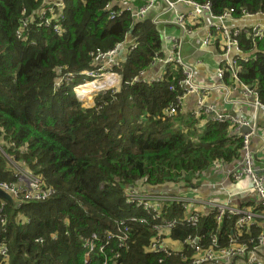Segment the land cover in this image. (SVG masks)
<instances>
[{
	"label": "trees",
	"instance_id": "trees-1",
	"mask_svg": "<svg viewBox=\"0 0 264 264\" xmlns=\"http://www.w3.org/2000/svg\"><path fill=\"white\" fill-rule=\"evenodd\" d=\"M44 1L0 0V181L15 180L19 165L54 189L44 200L0 198L4 218L0 245L8 253L7 258L0 254V264H188L208 249L218 252L227 247L231 237L236 243L254 239L263 229L260 217L255 226L238 229L236 215L226 213L217 220L205 208L192 226L181 223L185 208L179 202H165L163 215L178 219L167 237L182 248L169 249L168 255L149 252L155 233L148 224L154 221L127 203L125 192L168 193L165 188L181 186L196 190L214 162L227 165L239 159L242 137L229 120L164 113L182 92L178 81L184 76L178 65H171L160 81L127 83L145 71L156 54L161 55L159 27L133 15L147 1L63 0L66 19L60 33L30 22L17 37L21 10L25 8L31 17ZM116 1L125 6L112 5L120 13L110 18L105 4ZM193 1H209L215 15L230 8L234 18L241 16V10L264 13V0ZM127 37L136 46L113 68L122 79L119 91H102L94 105L85 108L72 90L82 76L53 88L58 66L75 72L92 68L91 52L110 50ZM238 40L241 51L249 55L240 61L238 78L254 87L264 104V35L242 33ZM223 82L234 84L229 70ZM239 208L264 210L260 203L253 209ZM131 216L144 217L148 224H130L128 248L117 257L94 248L91 261L85 263L84 243ZM188 236L199 250L183 243Z\"/></svg>",
	"mask_w": 264,
	"mask_h": 264
},
{
	"label": "built area",
	"instance_id": "built-area-1",
	"mask_svg": "<svg viewBox=\"0 0 264 264\" xmlns=\"http://www.w3.org/2000/svg\"><path fill=\"white\" fill-rule=\"evenodd\" d=\"M149 2L152 3L153 0H150ZM164 2L169 8H173L175 4H183L193 8L189 14L179 15L177 17L176 22L182 29H185V20L193 19L200 13H206L213 20L211 23V28L221 34V39L223 40L224 56L226 57V55H230L232 52H235V55L229 57L228 60L225 59V61L218 67L217 78L219 79L220 83L223 84L224 73L229 70L230 78L236 84V87L242 90L244 96L250 98L249 102L253 105L255 112L264 113V104L258 100L255 88L241 82L237 75L241 69L240 61H247L249 59V55L241 51L238 37L242 33L253 35L254 37L258 38L263 37L264 23H255L243 29L231 30L225 26L224 21L229 18H233V8L225 10L220 15H215L212 13L211 4L209 1L201 4L193 0H164ZM43 4L44 5L41 6L36 14L32 15L31 17L26 14L25 8L21 10V14L23 16L19 19V27L15 31L17 37L21 38L30 22L34 23L37 27H47L55 33H60L62 23L66 19L65 1H48ZM111 6V3L105 4V8L109 10L110 18H114L120 13V10L112 9ZM148 7L149 4L141 6L134 12V16H136L137 19L143 18ZM257 14H262L264 16V13ZM257 14H252L245 10H241V16L237 18L250 20V18ZM211 35V33L208 34V36L203 40V44H208L209 37ZM118 45L107 51H101L100 49L96 48L94 52H91V60L93 63L92 68H85L79 72H75L72 70H67L66 67H63L62 65L58 66L57 76L54 79L53 88L58 89L63 84L74 82L76 76H82V80L72 87V90L74 89L73 93L80 103L89 100L90 94L96 91V89L90 92L84 91L83 86L93 84L94 82H104L107 79V83L104 82L103 85L97 86V89L104 86H108V88L101 89L98 91V93L107 90H112L113 92L119 91L122 79L120 75L117 74L113 69L114 66H118L120 62V60L116 59V56L119 53L117 48ZM135 46L136 42L132 40V44L130 43L128 50L135 48ZM179 49V43L175 41L171 52L167 56H163V52H160L161 55H155L151 65L156 63L162 65V73L160 77H157L155 80H147L143 77L144 71H141L139 75L133 76L131 81H127V83L134 81L157 82L163 78L164 74H166V70L171 65L174 67L175 65L180 66L184 78L179 80L178 83L181 86L182 92L181 94L177 95L174 102L170 103L165 108L164 113L169 117L173 116L176 112H180L184 115L189 114L192 117L204 115L219 122L225 120L231 121L236 134L242 137V157L238 168L227 171L226 177L231 179L233 182L248 178L251 183V189L256 194L259 203L264 206V171L258 172L255 169L252 152L250 151V136L257 134L255 126L256 123L254 121L249 122L243 117L233 116L227 110L216 111L214 106L206 101L208 91L211 89V87H204L201 89L192 82L193 71L191 67L186 65L183 61ZM118 82L120 85L115 87V84ZM222 84H220V86L225 87ZM170 88L173 87L171 86ZM191 92H197L198 98L193 109H191L189 112H185L183 110V99L187 93ZM93 105L94 102L92 101V106ZM244 125L251 126V131L245 134L238 133L239 128ZM211 168L214 170H219L222 168V163L214 162ZM26 175H28L31 179L30 184L28 179L25 177ZM15 178L16 179L11 182L0 181V188L7 192L14 201L22 202L44 200L54 192L53 188L44 186L43 182H41L39 178L35 177L32 171L25 170L23 167H16ZM125 197L127 203L133 204L145 211V213L149 215L150 219L154 221V223L148 224L146 218L137 216H131L126 219L117 220L114 224V228L105 232L102 237L97 238L96 236H93L84 243V247H86V251L84 253L85 263L91 261V252L94 250V248H97L99 253L105 254L107 251L114 253L115 257L119 255V251L122 248H128L127 240L129 238L131 223L148 224L155 233V236H153L150 241L149 250L153 253H162L168 255L169 249L164 244V239L166 238L164 235H168L169 231L178 223V219L175 217H165L163 215L162 204L165 202H179L183 208L186 209L184 217L180 219L181 223L186 225L193 226L199 221L203 213V209L198 207L199 204H203L208 210L213 211L217 220H219L226 213L236 215L235 226L238 229L255 226L256 217L264 219V210L262 212L255 213L250 210H243L242 208L234 207L229 201H218L215 198L199 201L195 199H185L180 196H173L159 191L149 192L138 189L127 190L125 192ZM1 210L2 208H0V223L3 224L4 218L1 215ZM214 240L215 238L213 237V241ZM183 243L194 246L196 251L199 250L198 246L195 245V240L189 236L187 237V240H183ZM261 248H264V230H262L254 239H250L247 243H236L235 239L231 237L227 247L220 249L218 252L208 249L204 254L193 258L188 264H208L210 262L219 261L229 262L238 256H240L246 262V264H252L254 262L256 251L260 250ZM0 254L4 258H7L8 256L7 248L4 244L0 245ZM161 260L162 259H160L159 262ZM257 263L262 264L263 261H257Z\"/></svg>",
	"mask_w": 264,
	"mask_h": 264
},
{
	"label": "crops",
	"instance_id": "crops-1",
	"mask_svg": "<svg viewBox=\"0 0 264 264\" xmlns=\"http://www.w3.org/2000/svg\"><path fill=\"white\" fill-rule=\"evenodd\" d=\"M48 1H60V0H45ZM131 0L130 2H132ZM143 18H148L160 29L161 33V52L163 56H167L172 49L174 42H178L180 49V55L186 65L191 67L193 71L192 82L203 89L204 87H211L208 91L206 101L212 104L216 111L227 110L231 115L237 117H243L249 122L254 121L256 123L257 134L250 136V151L253 156L254 167L258 172L264 171V113H256L253 105L249 102L248 97H245L242 90L236 87L234 83L231 86L220 83L217 78L218 67L225 61L235 55V52L230 55L224 56L223 40L221 34L214 31L211 28L213 20L206 14L200 13L193 19H187L184 21L185 29H182L176 22L179 15H186L192 11L191 6H185L183 4H175L173 8L167 7L164 0H150ZM114 6H125L122 1L111 2ZM44 5V4H42ZM136 11V10H135ZM134 15V11H133ZM136 18V16H134ZM139 20V19H137ZM225 26L229 29H243L249 27V20L239 18H229L224 21ZM211 33L208 44H203V40ZM181 40V41H180ZM132 44V38L127 37L126 40L121 43V53L119 51L116 59L122 60V57H126L128 47ZM126 46V47H125ZM162 73V65L159 63L150 65L145 71L143 77L145 79L155 80L160 77ZM222 84L225 87H221ZM197 92L187 93L183 99V110L189 112L193 109L197 100ZM234 131V130H233ZM234 133H236L234 131ZM241 161L239 159L233 160L231 164L224 165L219 170L210 168L204 175L196 190L185 189V187H172L174 189L168 191V194L173 196H180L185 199H195L204 201L205 199L215 198L218 201H229L231 205L238 207H245L247 209H253L255 204H259V200L251 189V183L248 178H244L240 181L233 182L226 177V172L232 169L238 168ZM203 210L206 208L203 204H199ZM186 212V209H185ZM168 217V216H166ZM264 230V219L259 222ZM165 246L171 251H180L182 246L178 241L171 240L164 235ZM149 250V247H148ZM149 252L153 253L149 250ZM155 254V253H153ZM163 255V254H161ZM245 259V258H244ZM160 258L158 259L159 262ZM264 262V248L257 250L254 256V262L252 264H258L257 261ZM246 264V262L238 256L230 260L229 262L219 261L210 262L208 264Z\"/></svg>",
	"mask_w": 264,
	"mask_h": 264
},
{
	"label": "water",
	"instance_id": "water-1",
	"mask_svg": "<svg viewBox=\"0 0 264 264\" xmlns=\"http://www.w3.org/2000/svg\"><path fill=\"white\" fill-rule=\"evenodd\" d=\"M136 20H137V18H136ZM255 23H264V16L262 14H257L255 16H253L252 18H250L249 24L251 25V24H255ZM131 30H132V28L129 30V33L131 32ZM117 48L120 51V53L123 51V50H121V44L118 45ZM124 59H125V57H122V60H124ZM250 131H251V126L244 125V126L239 128L238 133L245 134V133H248ZM241 157H242V152H241ZM165 190L170 191V190H174V189L165 188ZM0 198L7 200V201H10V202L14 201L12 199V197L7 192L2 190L1 188H0Z\"/></svg>",
	"mask_w": 264,
	"mask_h": 264
},
{
	"label": "rangeland",
	"instance_id": "rangeland-1",
	"mask_svg": "<svg viewBox=\"0 0 264 264\" xmlns=\"http://www.w3.org/2000/svg\"><path fill=\"white\" fill-rule=\"evenodd\" d=\"M118 85H120V83L118 82L117 84H115V87H118ZM104 88H108V86H104V87H102V88H99V89H96V91L95 92H92L91 94H90V99L89 100H87V101H84L83 103H81V105L83 106V107H85V108H89V107H91L92 106V101L94 102V98H95V96H96V94L98 93V91L99 90H101V89H104ZM73 91H74V89H73ZM13 159V158H12ZM12 162H15V161H13L12 160ZM19 165H16V167H18ZM33 173V172H32ZM34 174V173H33ZM27 179H28V182H29V184H30V178H29V176L28 175H26L25 176ZM26 180V179H25ZM47 187V186H46ZM50 188H52V187H50Z\"/></svg>",
	"mask_w": 264,
	"mask_h": 264
},
{
	"label": "bare ground",
	"instance_id": "bare-ground-1",
	"mask_svg": "<svg viewBox=\"0 0 264 264\" xmlns=\"http://www.w3.org/2000/svg\"><path fill=\"white\" fill-rule=\"evenodd\" d=\"M107 83V79L104 81ZM104 82L100 81V82H94L93 84H89V85H86V86H83V90L84 91H87V92H90L94 89H97V86H101L104 84Z\"/></svg>",
	"mask_w": 264,
	"mask_h": 264
}]
</instances>
